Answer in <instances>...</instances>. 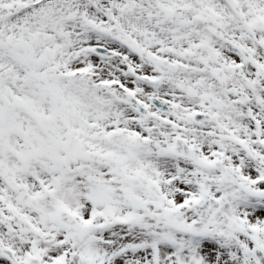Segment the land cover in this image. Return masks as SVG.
Returning a JSON list of instances; mask_svg holds the SVG:
<instances>
[{"label":"snow or ice","instance_id":"6c2138e0","mask_svg":"<svg viewBox=\"0 0 264 264\" xmlns=\"http://www.w3.org/2000/svg\"><path fill=\"white\" fill-rule=\"evenodd\" d=\"M0 264H264V0H0Z\"/></svg>","mask_w":264,"mask_h":264}]
</instances>
